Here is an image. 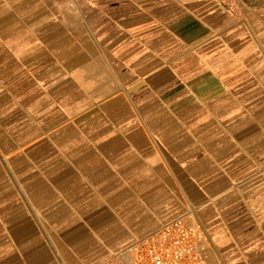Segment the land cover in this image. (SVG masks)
Segmentation results:
<instances>
[{
	"label": "crops",
	"instance_id": "1",
	"mask_svg": "<svg viewBox=\"0 0 264 264\" xmlns=\"http://www.w3.org/2000/svg\"><path fill=\"white\" fill-rule=\"evenodd\" d=\"M187 215L264 264V6L0 0V264H101Z\"/></svg>",
	"mask_w": 264,
	"mask_h": 264
},
{
	"label": "built area",
	"instance_id": "2",
	"mask_svg": "<svg viewBox=\"0 0 264 264\" xmlns=\"http://www.w3.org/2000/svg\"><path fill=\"white\" fill-rule=\"evenodd\" d=\"M231 13L239 0H214ZM127 262L111 255L101 264H212L201 230L187 215H179L129 244Z\"/></svg>",
	"mask_w": 264,
	"mask_h": 264
},
{
	"label": "rangeland",
	"instance_id": "3",
	"mask_svg": "<svg viewBox=\"0 0 264 264\" xmlns=\"http://www.w3.org/2000/svg\"><path fill=\"white\" fill-rule=\"evenodd\" d=\"M244 3L256 5V6H264V0H241Z\"/></svg>",
	"mask_w": 264,
	"mask_h": 264
}]
</instances>
